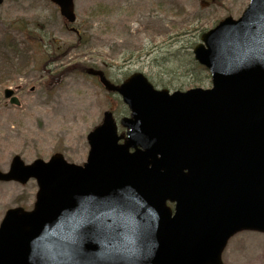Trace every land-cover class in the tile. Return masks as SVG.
I'll return each mask as SVG.
<instances>
[{
	"label": "water",
	"instance_id": "obj_1",
	"mask_svg": "<svg viewBox=\"0 0 264 264\" xmlns=\"http://www.w3.org/2000/svg\"><path fill=\"white\" fill-rule=\"evenodd\" d=\"M51 1L75 20L73 0ZM201 40L193 53L211 88L169 92L141 72L115 85L90 70L130 109L126 131L105 111L82 165L12 158L0 180L39 188L32 210L5 212L0 264H224L231 235L264 232V0Z\"/></svg>",
	"mask_w": 264,
	"mask_h": 264
},
{
	"label": "rangeland",
	"instance_id": "obj_2",
	"mask_svg": "<svg viewBox=\"0 0 264 264\" xmlns=\"http://www.w3.org/2000/svg\"><path fill=\"white\" fill-rule=\"evenodd\" d=\"M248 1L74 0L82 34L77 41L50 0H4L0 169H8L14 154L29 163L38 157L46 160L56 151L81 164L88 150L86 134L100 123L103 112L112 110L117 120L127 114L120 96L81 72L84 67L103 69L113 82L142 71L157 88L209 87L210 75L194 61L192 47L224 16H239ZM46 68L56 69L49 75ZM7 86L18 88L21 106L5 104L2 90ZM36 190L34 179L25 184L0 181V220L8 208H31ZM223 260L264 264V234L237 233Z\"/></svg>",
	"mask_w": 264,
	"mask_h": 264
}]
</instances>
